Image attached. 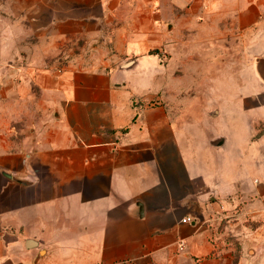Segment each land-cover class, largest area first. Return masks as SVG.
I'll return each instance as SVG.
<instances>
[{
  "label": "crops",
  "instance_id": "1",
  "mask_svg": "<svg viewBox=\"0 0 264 264\" xmlns=\"http://www.w3.org/2000/svg\"><path fill=\"white\" fill-rule=\"evenodd\" d=\"M259 261L264 0H0V264Z\"/></svg>",
  "mask_w": 264,
  "mask_h": 264
},
{
  "label": "rangeland",
  "instance_id": "2",
  "mask_svg": "<svg viewBox=\"0 0 264 264\" xmlns=\"http://www.w3.org/2000/svg\"><path fill=\"white\" fill-rule=\"evenodd\" d=\"M33 90H35V92H37V91H39V87L37 85H33ZM21 102H22V104L20 103L19 107H24V108H28L30 106H35L36 107V105H33V104L31 105L29 100H27L26 97ZM4 103L8 104L11 107V101L10 100L9 101H5ZM257 264H264V262L259 261Z\"/></svg>",
  "mask_w": 264,
  "mask_h": 264
},
{
  "label": "built area",
  "instance_id": "3",
  "mask_svg": "<svg viewBox=\"0 0 264 264\" xmlns=\"http://www.w3.org/2000/svg\"><path fill=\"white\" fill-rule=\"evenodd\" d=\"M182 221L190 222V221H192V217L190 215H186L185 217L182 218Z\"/></svg>",
  "mask_w": 264,
  "mask_h": 264
}]
</instances>
